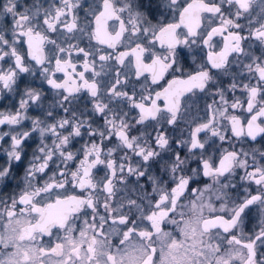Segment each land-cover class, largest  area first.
I'll return each mask as SVG.
<instances>
[{"label":"snow or ice","instance_id":"obj_1","mask_svg":"<svg viewBox=\"0 0 264 264\" xmlns=\"http://www.w3.org/2000/svg\"><path fill=\"white\" fill-rule=\"evenodd\" d=\"M0 264H264V0H0Z\"/></svg>","mask_w":264,"mask_h":264}]
</instances>
